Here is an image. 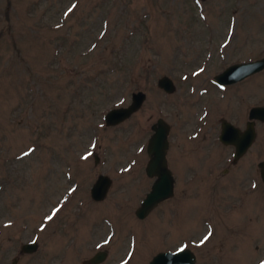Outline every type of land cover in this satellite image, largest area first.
<instances>
[{
    "label": "rangeland",
    "instance_id": "obj_1",
    "mask_svg": "<svg viewBox=\"0 0 264 264\" xmlns=\"http://www.w3.org/2000/svg\"><path fill=\"white\" fill-rule=\"evenodd\" d=\"M261 57L264 0H0V264H84L98 250L100 264H148L183 247L196 264H262L264 123L236 164L218 135L264 105V70L213 80ZM137 91L141 108L105 125ZM158 118L174 194L138 219ZM100 173L112 183L94 201Z\"/></svg>",
    "mask_w": 264,
    "mask_h": 264
},
{
    "label": "water",
    "instance_id": "obj_2",
    "mask_svg": "<svg viewBox=\"0 0 264 264\" xmlns=\"http://www.w3.org/2000/svg\"><path fill=\"white\" fill-rule=\"evenodd\" d=\"M264 70V57L247 62L232 63L214 76V80L219 86L233 84L241 81L247 76ZM157 86L166 93H172L175 85L171 77L163 75L157 79ZM146 99L143 91L133 92L131 101L127 106L109 109L103 116L105 125L113 126L138 111ZM255 121L264 123V105H257L250 108L248 121L241 131L229 121L221 120L219 141L224 145L234 146V158L243 156L255 138ZM152 133L146 144V152L149 157L145 173L153 178L149 191L135 209V216L144 219L154 207L160 202L171 198L174 194V177L168 168L166 153L168 149V135L170 126L162 118H158L151 125ZM98 157L95 156V162ZM259 174L264 185V161L257 164ZM112 180L106 174H98L90 188V196L94 201H102L111 186ZM37 243L32 241L21 245V252L33 253L37 249ZM106 258V251H98L90 258V263L96 264ZM148 264H196L194 253L188 248H180L175 251H160L152 256ZM264 264V260L262 262Z\"/></svg>",
    "mask_w": 264,
    "mask_h": 264
},
{
    "label": "flooded vegetation",
    "instance_id": "obj_3",
    "mask_svg": "<svg viewBox=\"0 0 264 264\" xmlns=\"http://www.w3.org/2000/svg\"><path fill=\"white\" fill-rule=\"evenodd\" d=\"M252 60H254V59H252ZM248 61H250V60H248ZM242 62H247V61H242ZM260 72H261V71H260ZM260 72L254 73V74H252V75H250V76H247V77H245L244 79H242L241 81H238V82H236V83L228 84V85H224V86H219V85L217 84V82L214 80V76H215V75L213 76V80H214V82L218 85V87H222V88H223V87H233V86L237 85L238 83L244 82L247 78L259 74ZM255 106H257V105H255ZM252 107H253V106H252ZM250 108H251V107H250ZM249 110H250V109H249ZM249 110H248V112H249ZM247 118H248V113H247ZM222 120H223V119H222ZM247 121H248V120H247ZM247 121H246V122H247ZM257 122H259V121H255V124H254L255 138H256V129H255V127H256ZM230 123H231V122H230ZM232 124H233V123H232ZM233 125H234V124H233ZM245 125H246V123H245ZM220 126H221V122H220ZM234 126H236V125H234ZM236 127L239 128L238 126H236ZM239 129L242 131L244 128H243V129L239 128ZM219 133H220V132H219ZM255 138H254V140H255ZM218 139H219V135H218ZM253 143H254V141H253ZM253 143H252V144H253ZM222 144H223V143H222ZM227 146H230V147H232V149H233V157H232V163H233V164H236V163L240 160V158H242V157L247 153V152H246V153H245L243 156H241L240 158L235 159V158H234V146H231V145H227ZM251 146H252V145H251ZM251 146H250V147H251ZM173 177H174V176H173ZM259 177H260V174H259ZM260 179H261V177H260ZM261 181H262V180H261ZM174 186H175V181H174ZM156 207H157V206H156ZM149 214H150V213H149ZM149 214H148V215H149ZM98 251H106V250H98ZM98 251H96L95 253H97ZM95 253H94V254H95ZM94 254H93V255H94ZM93 255H92L90 258H92ZM106 257H107V252H106ZM90 258H89L88 260H86V261L84 262V264H92V263H90ZM105 259H106V258H105ZM105 259H104V260H105ZM104 260H103V261H104ZM103 261H101V262H99V263H96V264H100V263H102Z\"/></svg>",
    "mask_w": 264,
    "mask_h": 264
}]
</instances>
